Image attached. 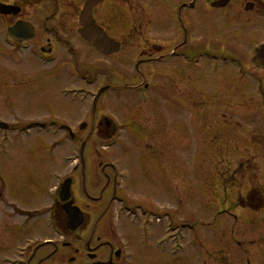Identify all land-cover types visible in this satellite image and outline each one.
I'll list each match as a JSON object with an SVG mask.
<instances>
[{"label":"flooded vegetation","instance_id":"af4514ba","mask_svg":"<svg viewBox=\"0 0 264 264\" xmlns=\"http://www.w3.org/2000/svg\"><path fill=\"white\" fill-rule=\"evenodd\" d=\"M85 1L0 0V102L8 106L14 117L0 119V143L8 137L19 138L24 131H29V135L23 136L33 142L17 150L16 146H8V150L0 148V247L5 249L0 254V264H157L156 252L171 258V247L162 239L165 234L157 240L150 238L151 231L156 229V209L140 203L128 189L131 171L115 153L125 151L121 141L134 131L133 147L144 187L153 190L156 175L168 185L172 181L170 169L174 162L172 129L167 125L172 115L171 92L179 93L178 85L186 82L182 80L184 73L173 77L165 66L173 56L182 61L187 56L200 54L188 44V36L193 35L196 27L205 29V25H210L212 31L214 28L228 31L231 22L237 21L242 23L241 29L244 23L250 24L248 16L253 15L264 22V0H231L223 8L198 3V0H134L128 5L127 20L124 0H102L93 7L92 18L95 25L119 43L116 52L105 55L91 47L78 32V16ZM127 24L131 29L125 33ZM167 26L171 37L168 46L151 41L149 46L144 44L143 39L147 37L156 40L149 30L161 28L166 32ZM138 41L143 42L142 46ZM136 43L141 52L136 51L135 76L128 83L120 78L115 66L123 61L124 52L134 55L131 51L135 50ZM255 44L262 46V55L254 60L249 54L243 57L244 62L249 59L253 65L247 64V68L252 66L254 70L264 71V38ZM86 54H90L88 61L97 65L95 72L85 71L81 64L75 63L77 56ZM111 59L115 60L113 65ZM106 64L115 68L107 70ZM142 68L152 80L137 79ZM112 74L121 82L100 84L102 77L112 79ZM77 75L86 78L87 87L80 91L89 96L75 98L62 93L66 88L75 89ZM67 81L71 84L60 87ZM100 85L106 89L94 100L93 92ZM134 88L145 89V102L135 98ZM57 90L68 101H61ZM109 94L114 95L111 100ZM49 98H55L59 107L48 102ZM178 98L186 102L184 96ZM70 103L74 108L78 104L84 107L76 111ZM26 106L54 110L58 114L63 111L72 121L37 116ZM111 108L123 109L127 121L116 116ZM156 114L165 118L166 142L155 149L151 118ZM65 135L74 142L65 154L71 158L69 161L60 160L57 153L61 148L60 136ZM45 136L48 143L43 140ZM96 139L102 144H96ZM143 152H153L154 158L144 157ZM23 154L32 156L33 162L17 169L19 162L15 158ZM97 162L99 167L95 165ZM60 164H66L65 168L58 170ZM30 169L36 171L29 172ZM55 175L59 180H71L70 200L82 213V221L74 229L67 227L59 191H54L55 183L47 188ZM22 186L33 191L29 194L33 199L27 197V200L39 204L37 199L43 197L41 207H26L12 199L13 189ZM164 208L165 205L159 212L165 211Z\"/></svg>","mask_w":264,"mask_h":264},{"label":"rangeland","instance_id":"374dc122","mask_svg":"<svg viewBox=\"0 0 264 264\" xmlns=\"http://www.w3.org/2000/svg\"><path fill=\"white\" fill-rule=\"evenodd\" d=\"M204 1L209 0H198V3H204ZM231 12L233 14L234 10ZM128 15V13L125 14V20ZM248 18L250 24L244 23L241 29L239 25L242 23L237 21L231 22L232 27L228 31H219L217 28L212 31V29L196 27L188 44L193 51H199L198 53H210L212 56L230 55L232 58L248 57L255 43L262 40L264 35V22L254 15ZM129 29L130 25H127L124 32H128ZM252 29L254 31L251 34ZM169 30L170 26H167L166 32L161 28L149 30L148 32L152 33L156 40L147 37L143 39L144 44L149 46L151 41V43L157 42L168 46L171 38ZM143 42L138 41L141 46ZM138 43L135 44V50L131 51L134 55L129 56L124 52L123 61L115 66L118 74L120 73V78L128 83H132V77L135 76L133 64L137 59L135 57H138L135 54L136 51L141 52L137 48ZM89 56L90 54L83 57L77 56L75 63L81 64L85 71L95 72L97 65L88 61ZM62 62L64 63L63 58ZM111 63L113 65L115 60L111 59ZM115 67L111 68L110 64H106L105 69L111 70ZM165 67L173 77L184 73L182 80L188 82L186 89L180 85L178 88L184 92L188 112L184 108L182 111L181 108L178 109V102H180L178 94L171 92L172 115L167 124L172 129L171 158L177 163L174 166L173 162L170 172L173 177L175 174L180 176L171 177L172 181L165 185L164 181L156 175L155 188L153 190L145 188L144 177L136 163L137 157L133 147V144L135 145L134 131L129 132L121 141L125 151L115 153L123 159L125 167L131 171L128 189L137 196L140 203L155 208L160 216L165 214L164 211L159 212L165 205L164 209L170 216V224L169 222L168 224L171 227L173 246L178 243L184 245L183 251L175 258H167L156 252L157 264H163V262L168 264H264V207L255 211L236 205L238 198L241 195L246 196L252 185L264 184V72L258 69L251 75L242 77V72L235 66L213 62L212 59L203 56H196L194 61L192 59L181 61L173 56ZM256 76L260 81L255 82ZM66 78L67 76L64 75L63 79ZM137 79L152 80L143 68ZM189 79L191 81H188ZM101 80L103 82L100 84L108 83V81H113L114 84L121 82L113 74L112 79L102 77ZM83 83L76 82L73 85L83 87ZM70 84L71 82L68 81L62 82L60 87ZM57 96L61 101H68L67 98L58 95V90ZM113 97V94H109L110 100ZM136 97L139 96L135 93ZM110 100H108L109 104ZM48 102L54 104L56 108L59 107L55 98H49ZM129 102L134 103L133 100ZM69 105L76 111L84 107H80L79 104L75 108L71 103ZM26 107L37 116H52L62 121H72V118L65 116L63 111L58 114L54 110H36V108ZM113 110L116 116L118 114L121 119L127 121L126 112L123 109ZM79 116L78 114L77 120ZM5 118L11 120L14 117L9 113L8 106L0 102V119ZM151 120L155 133L153 145L156 149L166 142L163 135L166 128L164 127L165 118L156 114ZM47 139L45 136L44 142ZM95 142L98 145L102 144V141L98 139ZM22 144L23 147H27L33 142L31 138H26L24 141L20 139L15 144V150ZM116 148L120 149L119 146ZM69 150L70 145H64L59 149L57 153L60 160L68 154ZM152 153L143 152L142 154L146 158L149 156L154 158ZM15 159L19 162L17 169L24 168L28 163L33 162L32 156L26 154ZM65 165L60 164L57 169L62 170ZM95 165L99 167L100 163L97 162ZM44 169L50 172L47 168ZM32 171L36 169L29 170V172ZM53 183L54 181L51 180L47 188ZM31 192L33 191L30 188L24 186L13 189L12 199L23 203L26 207H41V202H44L43 197L40 200L37 199L39 204L27 200ZM29 198L33 199V197ZM45 203L48 201L46 200ZM155 224L156 229L151 231L150 238L155 237L157 240L163 236L162 228L166 221L156 220ZM160 225L161 228L158 227ZM153 227L151 225L150 228ZM29 234L35 235V233ZM98 235H101V232ZM4 250L0 247V254Z\"/></svg>","mask_w":264,"mask_h":264},{"label":"water","instance_id":"95a60500","mask_svg":"<svg viewBox=\"0 0 264 264\" xmlns=\"http://www.w3.org/2000/svg\"><path fill=\"white\" fill-rule=\"evenodd\" d=\"M94 2L87 4V6L83 9V12L80 16V21L83 26V28L80 30V33L84 39H86L90 44L95 46L97 50H99L102 53H110L113 51L116 47L113 44V41L106 37L103 30L100 28L94 27L92 24L91 19V7L93 6ZM215 6H221V5H215ZM114 47V48H113ZM257 54H260L262 52L261 50L256 51ZM103 91L100 90L99 93Z\"/></svg>","mask_w":264,"mask_h":264}]
</instances>
